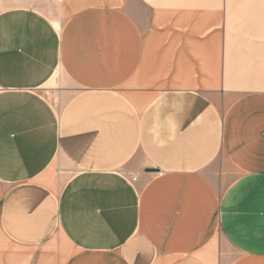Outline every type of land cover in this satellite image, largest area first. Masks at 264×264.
Here are the masks:
<instances>
[{
  "label": "crops",
  "instance_id": "crops-1",
  "mask_svg": "<svg viewBox=\"0 0 264 264\" xmlns=\"http://www.w3.org/2000/svg\"><path fill=\"white\" fill-rule=\"evenodd\" d=\"M0 264H264V0H0Z\"/></svg>",
  "mask_w": 264,
  "mask_h": 264
},
{
  "label": "rangeland",
  "instance_id": "rangeland-1",
  "mask_svg": "<svg viewBox=\"0 0 264 264\" xmlns=\"http://www.w3.org/2000/svg\"><path fill=\"white\" fill-rule=\"evenodd\" d=\"M62 75L59 70L55 72V76L53 77L52 81L48 82L45 87L51 89L53 87H60L61 82L59 79H61Z\"/></svg>",
  "mask_w": 264,
  "mask_h": 264
},
{
  "label": "water",
  "instance_id": "water-1",
  "mask_svg": "<svg viewBox=\"0 0 264 264\" xmlns=\"http://www.w3.org/2000/svg\"><path fill=\"white\" fill-rule=\"evenodd\" d=\"M146 172H158V169H152V168H148V169H145Z\"/></svg>",
  "mask_w": 264,
  "mask_h": 264
}]
</instances>
